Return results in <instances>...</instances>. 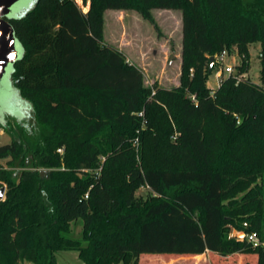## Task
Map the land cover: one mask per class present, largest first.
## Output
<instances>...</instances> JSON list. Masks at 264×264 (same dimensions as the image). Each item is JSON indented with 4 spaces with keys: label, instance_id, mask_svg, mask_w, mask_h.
Masks as SVG:
<instances>
[{
    "label": "trees",
    "instance_id": "1",
    "mask_svg": "<svg viewBox=\"0 0 264 264\" xmlns=\"http://www.w3.org/2000/svg\"><path fill=\"white\" fill-rule=\"evenodd\" d=\"M82 5L36 0L9 18L24 50L13 83L41 129L0 144V160L26 167L30 155L32 166L13 171L0 163V264H58L60 250H78L86 264L207 253L264 264L262 247L228 235L248 222L264 240V88L243 77L249 44L264 45V0ZM155 8L183 13L173 88L145 86L142 69L104 43L105 10L137 9L155 24ZM234 44L242 62L210 89V57ZM141 188L150 193L145 202L136 195ZM79 218L82 239L69 235Z\"/></svg>",
    "mask_w": 264,
    "mask_h": 264
},
{
    "label": "rangeland",
    "instance_id": "2",
    "mask_svg": "<svg viewBox=\"0 0 264 264\" xmlns=\"http://www.w3.org/2000/svg\"><path fill=\"white\" fill-rule=\"evenodd\" d=\"M82 5V0H77ZM33 4V0H21L13 6L11 16L26 12ZM83 6V5H82ZM84 11L88 6H83ZM152 14L155 24L144 19L137 9H107L104 13V43L112 45L121 50L127 60L139 66L144 73V83L152 87L155 82L165 88H173L180 85L182 71V41H183V13L179 9H153ZM250 67L243 77L258 84H263L262 70L264 63V45L260 42L249 44ZM230 51L223 63L215 60L212 74L208 79V86L215 90L228 74L223 72L225 66L232 65L234 72L240 65L237 46L234 44L225 46ZM20 55L23 53L19 44ZM238 56V58H236ZM7 74L0 82V144L10 143L14 139L21 140L23 137L35 138L40 134L41 124L36 118L32 104L23 98L15 87L10 66ZM138 159H140L141 145H135ZM64 155V151H61ZM30 155L27 157V165L10 166L9 158L1 159L0 163L8 170L22 171L32 169ZM259 181L264 184V176ZM6 195V193H5ZM141 202L150 198L148 189L141 188L136 193ZM5 199V196H4ZM235 227V226H233ZM237 228V227H236ZM239 229V228H238ZM232 228L229 229V237ZM264 234V225H263ZM69 235L76 239H82L83 219L79 218L71 223ZM87 245L86 241L82 242ZM56 261L58 264H86L79 256L78 250L57 251ZM26 264V263H22ZM122 264V263H121ZM139 264H255L253 256L234 255L232 257H219L207 253L200 257H166L158 255L143 254Z\"/></svg>",
    "mask_w": 264,
    "mask_h": 264
},
{
    "label": "water",
    "instance_id": "3",
    "mask_svg": "<svg viewBox=\"0 0 264 264\" xmlns=\"http://www.w3.org/2000/svg\"><path fill=\"white\" fill-rule=\"evenodd\" d=\"M19 1L21 0H0V82L7 74L8 72L7 70L10 66L13 67V71H14L15 62L18 59H20L23 55V53L22 55H20L19 44L21 43L18 41L15 35L14 27L12 23L9 21V18L17 16V15L11 16V13L13 11V6ZM35 2L36 0H33V4L30 8L34 6ZM214 61H215V56H211L210 68L213 66ZM13 71L10 73L11 76L13 74ZM5 193H6V187L5 186L0 187V200L4 199Z\"/></svg>",
    "mask_w": 264,
    "mask_h": 264
},
{
    "label": "built area",
    "instance_id": "4",
    "mask_svg": "<svg viewBox=\"0 0 264 264\" xmlns=\"http://www.w3.org/2000/svg\"><path fill=\"white\" fill-rule=\"evenodd\" d=\"M228 51L224 50L221 54H219L217 56V61H219V63H223L227 58L228 55ZM225 73L232 74L234 73V68L232 65H227L224 68ZM264 88V83L261 84ZM59 151H63L62 149H59ZM85 197H88V195H86ZM249 226L248 222H244L243 223V228H236V227H231L232 231L230 232V238H234L238 241H245L249 244H251L253 247L258 248V247H262L264 249V240L260 237V235L256 232V231H248L246 228Z\"/></svg>",
    "mask_w": 264,
    "mask_h": 264
},
{
    "label": "crops",
    "instance_id": "5",
    "mask_svg": "<svg viewBox=\"0 0 264 264\" xmlns=\"http://www.w3.org/2000/svg\"><path fill=\"white\" fill-rule=\"evenodd\" d=\"M236 58H238V56Z\"/></svg>",
    "mask_w": 264,
    "mask_h": 264
}]
</instances>
